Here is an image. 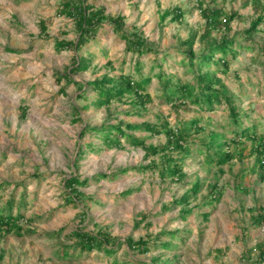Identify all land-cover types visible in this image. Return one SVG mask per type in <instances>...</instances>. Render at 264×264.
Here are the masks:
<instances>
[{"label":"rangeland","instance_id":"1","mask_svg":"<svg viewBox=\"0 0 264 264\" xmlns=\"http://www.w3.org/2000/svg\"><path fill=\"white\" fill-rule=\"evenodd\" d=\"M201 1L87 0L106 14L122 16L129 33L140 34L156 49L137 56L126 51L121 33L107 22L79 50H56L55 41H75L77 36L72 20L57 15L61 0H0V206L13 196L15 213L22 193L25 200L24 217L13 225L15 231H0V264H251L258 255L264 221L257 223L255 217L264 213V177L252 154V140L241 137L228 143L223 150L235 156L226 162H207L204 143L220 133L222 140L231 141L237 129L225 104L200 109L187 100L175 108L164 99L157 73L169 72L192 84L180 42L195 34L191 48L198 54L206 30L212 39L238 37L240 45L233 47L236 54L229 68L217 75L248 114L242 117V129L254 123L263 135L264 22L250 34L245 31L252 19L264 14V0ZM175 7L184 11L181 21L171 19L172 14L162 17ZM206 7L219 8L221 21L235 14L230 31L206 23L200 13ZM40 20L45 21L46 34L40 32ZM77 56L87 59L88 67L71 74L73 82L67 85L63 76ZM121 74L145 84L151 95L145 108L132 105L131 94L106 105L96 102L88 82ZM158 114L169 126L190 132V151L183 155L179 179H163L152 168L138 169L152 160L161 166L163 151L145 156L142 147L125 138L118 147L101 142L109 124L157 122ZM193 119L203 126L201 131L190 127ZM131 133L152 146H162L166 139L140 129ZM125 168L113 179L98 177ZM71 175L89 178L87 185L78 187L91 196L84 221V210L70 201L64 187V178ZM196 180L201 184L198 195L191 196L186 207L176 203ZM130 188L133 192L122 195ZM85 224L88 230L109 232L121 243L111 253L96 248L79 252L71 232ZM127 236L148 240V250L129 249L123 243ZM166 242L170 246L162 245Z\"/></svg>","mask_w":264,"mask_h":264},{"label":"trees","instance_id":"2","mask_svg":"<svg viewBox=\"0 0 264 264\" xmlns=\"http://www.w3.org/2000/svg\"><path fill=\"white\" fill-rule=\"evenodd\" d=\"M202 4L201 0H198ZM257 6V4H256ZM264 7V6H263ZM255 10L257 8L255 7ZM200 13L205 19L206 23L214 27L223 28L224 32L230 31V21L235 17V14H229L226 16L224 21H221L218 17L221 10L218 8H200ZM172 14L174 21H181L184 15V11L175 7L172 10H165L162 17L165 15ZM57 15H62L72 20L74 28L77 32L76 40H57L55 41V49H68L69 47L74 48L76 51L79 50L90 38L96 35L99 26L104 23H110L115 31H119L121 36L125 40L126 51L133 52L137 56H140L147 52H156L152 43L148 42L144 37L140 36L136 32L129 33L125 28L124 18L120 15H110L104 12L102 6H95L93 3L87 2V0H61L60 6L57 10ZM264 22V14L257 15L251 20L249 28L245 31L246 34H250L256 31V26L260 22ZM40 32L46 34V25L44 20L39 22ZM195 38V34H191L186 39L180 42V52L184 53L187 65H189V72L193 73L192 84L187 80L181 79L172 73L159 71L157 77L161 84L164 99L170 103L173 107L181 106L191 101L197 105L200 109H214V107L220 103H224L230 120L237 129L233 132L231 141L226 142L222 140L223 133L217 135V138H211L208 142L203 145L206 149L205 160L207 162L215 161L218 164L228 161L235 156L234 152L223 150L224 147H228V143L235 142L241 137H247L252 140L254 147L252 154L256 155V162L261 171V176L264 177V134L259 135L256 130V125L251 124L250 127L242 129V117L248 116L246 111H241L238 105L235 104V96L230 93L228 89L223 88V84L217 73H224L229 68V59L235 57L236 50L234 46H239L238 37L223 36L220 39L209 38V34L206 30L202 34L201 38L206 40V43L202 50L198 54H194L192 51V44ZM263 54H264V45ZM184 63V61H182ZM72 65L69 67L68 72L64 74L63 78L68 85L73 82L71 74L85 71L88 67L87 59L83 57H73ZM213 66V69H212ZM135 69L140 72L141 63L139 60L135 62ZM91 89L95 93V100L99 105L109 104L113 99H121L128 94L132 95L129 99L132 105L140 108H145L146 104L151 101V95L147 92L145 84L139 79H134L130 74H121L115 76H103L100 79H93L88 82ZM64 87H61V92ZM157 122L143 121L141 123H127L123 120H118L115 124H109L107 128L103 129L101 134V142L106 146L118 147L121 145V139L125 138L135 146H140L145 150V156L151 154H157L162 152L163 163L161 166L158 162L149 161L145 165L138 166V169L152 168L157 170L161 178L165 176H176L177 179L183 175L182 163L183 155L189 152L188 149V133L183 129L171 127L168 122L163 119L162 114H158ZM190 127L193 131L199 132L203 126L199 125L198 120H191ZM240 128V129H238ZM140 129L150 134L159 135L164 134L165 143L162 146H152L145 144L144 139L136 138L131 131ZM86 128L82 131L85 133ZM99 131V128H95V131ZM81 134V135H82ZM87 149L94 150L92 144H86ZM99 149V148H98ZM85 150L81 149L79 152ZM176 151L180 154V158L177 159L173 152ZM199 152L200 149L198 150ZM222 170V169H221ZM126 171L121 169L110 173H101L98 177L101 178H115L118 173ZM89 178L85 177L80 179L78 175H71L68 178H64V187L70 194V201L80 204L82 212L81 220L84 221L87 217V211L85 207H88L91 202V196L85 195L83 192L78 190L79 186H85L88 184ZM4 184V183H3ZM0 184V187L3 186ZM201 190V184L196 180L189 189V192L183 194L176 203H181L183 206L189 205V199L191 196H197ZM133 192V189H126L122 192V195H126ZM15 200L13 196H10L6 200L5 205L0 206V231L6 233L15 231L14 226L20 219L24 217V213L21 210L25 204L24 194L20 195L19 201L15 213L13 212ZM264 210V208H262ZM189 211V209L183 210ZM184 215V214H182ZM257 223L264 221V213H259L255 217ZM18 231V230H17ZM16 233H19L16 232ZM72 236L74 238L73 247L79 250V252L91 251L93 249H100L106 253L115 251V246L121 243L119 238L111 235L109 232H105L101 229L88 230L85 225H78L72 230ZM123 243L131 250L147 251L149 241L143 237H139L137 240H133L132 237L127 236ZM163 246H170L168 242L162 244ZM64 255L68 254L66 250L62 252ZM157 260L152 264H157ZM251 264H264V244L259 246L258 255L250 261ZM159 264H173L170 260H165Z\"/></svg>","mask_w":264,"mask_h":264}]
</instances>
